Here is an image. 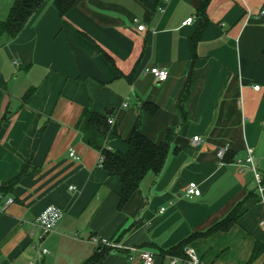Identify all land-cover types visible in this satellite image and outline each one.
Listing matches in <instances>:
<instances>
[{
	"label": "crops",
	"instance_id": "obj_1",
	"mask_svg": "<svg viewBox=\"0 0 264 264\" xmlns=\"http://www.w3.org/2000/svg\"><path fill=\"white\" fill-rule=\"evenodd\" d=\"M13 1L0 0V21ZM203 1L80 0L61 16L44 0L18 36L0 34V188L14 198L0 215V264H81L96 249L91 237L119 245L100 264H142L132 246L164 264L184 241L208 263L263 257L253 255L264 242V190L252 166L264 181V0H206L200 11ZM85 109H112L104 145L122 153L139 120L151 141L174 129L161 171L121 208L118 177L82 140ZM191 181L200 195L186 197ZM50 204L63 216L40 237L35 217ZM236 208L228 229H213ZM209 247L222 252L204 257Z\"/></svg>",
	"mask_w": 264,
	"mask_h": 264
},
{
	"label": "trees",
	"instance_id": "obj_2",
	"mask_svg": "<svg viewBox=\"0 0 264 264\" xmlns=\"http://www.w3.org/2000/svg\"><path fill=\"white\" fill-rule=\"evenodd\" d=\"M80 0H53L58 13L62 16L70 10ZM44 0H14L9 12L4 20L0 21V34L5 33L9 38H15L25 27L30 17L40 8ZM206 0L201 4L200 11L203 10ZM199 32L191 39V44L197 40ZM28 90L24 97L29 95ZM186 98L183 89L180 96L178 112L184 113L183 101ZM155 109V108H154ZM153 110V109H152ZM111 115H103L91 109L82 111L78 127L81 131L82 140L87 145L96 148L102 155V168L112 176L118 177L121 187L119 191L118 208H121L130 196L138 189L140 181L148 172L159 173L163 167L170 144L175 136L174 129L169 127L162 140L159 142L151 141L141 132V121L134 126L128 140V150L122 153L112 150L104 145V137L109 130L111 123L108 119ZM227 152L224 160L226 161ZM15 179L12 180L15 181ZM6 193V187L0 188ZM238 210L234 209L229 215L216 223L214 230L228 229L238 218ZM185 241L169 250L175 255H184L182 247ZM111 247L106 245H96L95 251L89 258L81 264H100L104 256L110 251ZM264 252V242H256L253 248V255L257 256Z\"/></svg>",
	"mask_w": 264,
	"mask_h": 264
},
{
	"label": "built area",
	"instance_id": "obj_3",
	"mask_svg": "<svg viewBox=\"0 0 264 264\" xmlns=\"http://www.w3.org/2000/svg\"><path fill=\"white\" fill-rule=\"evenodd\" d=\"M193 20L192 17H188L183 24H189ZM143 24H139L137 26L138 30L143 29ZM147 72H149L156 80L158 81H163L167 77V71L163 68H159L156 66H151L147 69ZM258 85H254V89H258ZM108 122L113 124L114 119L109 118ZM200 140L198 136L193 137V143H196ZM228 147L227 146H222L217 150V157L218 159L223 162L224 161V156L225 153L227 152ZM69 155L74 158L75 160L79 159V156L71 150L69 152ZM244 161L252 165L253 163V151L251 148L247 149V155L244 159ZM98 165L102 167V155L100 154ZM237 163H241V160H238ZM252 170L254 173V181L256 183L257 190L260 194H262L264 190V181L260 174L256 171V169L252 166ZM70 188H74V186H70ZM185 195L186 197H192V196H198L200 195V189L198 188V185L194 182L191 181L189 182L186 190H185ZM14 198L6 193H3L0 191V215L4 214L6 208L13 203ZM160 210H164V208H161ZM63 216V212L61 208L55 204H50L44 207L35 217V225L39 229L40 237H43L50 232H52L57 225V223L60 221V219ZM90 240L92 243L95 245H106L109 247H119L118 244L112 243L109 240L105 238H99V237H91ZM129 258H134V256L139 257L141 260L142 264H152L154 260L155 254L153 252L147 251V250H142L139 249L138 247L132 246L129 247ZM44 253H47V249L43 248L42 250ZM0 255H1V250H0ZM27 264H36L35 261H29ZM164 264H222V263H208L203 261L195 252L194 249L188 248L185 250L184 255H171L168 257V259L165 261ZM238 264H264V255L263 257L258 261H249V260H244L240 261Z\"/></svg>",
	"mask_w": 264,
	"mask_h": 264
},
{
	"label": "rangeland",
	"instance_id": "obj_4",
	"mask_svg": "<svg viewBox=\"0 0 264 264\" xmlns=\"http://www.w3.org/2000/svg\"><path fill=\"white\" fill-rule=\"evenodd\" d=\"M221 252H222L221 250H219L215 247H209L206 249V251L204 253V257H206V256L210 257L211 256L212 258H215V257L219 256V254H221ZM204 260H206V259H204Z\"/></svg>",
	"mask_w": 264,
	"mask_h": 264
},
{
	"label": "water",
	"instance_id": "obj_5",
	"mask_svg": "<svg viewBox=\"0 0 264 264\" xmlns=\"http://www.w3.org/2000/svg\"><path fill=\"white\" fill-rule=\"evenodd\" d=\"M112 111V109H110L109 111L106 112V114H109Z\"/></svg>",
	"mask_w": 264,
	"mask_h": 264
}]
</instances>
